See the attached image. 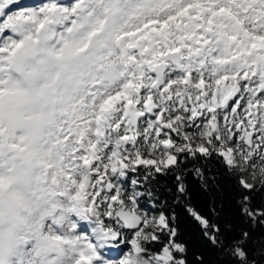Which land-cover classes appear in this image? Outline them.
Segmentation results:
<instances>
[{"label":"snow or ice","instance_id":"1","mask_svg":"<svg viewBox=\"0 0 264 264\" xmlns=\"http://www.w3.org/2000/svg\"><path fill=\"white\" fill-rule=\"evenodd\" d=\"M42 34L59 84L33 96L17 37ZM30 103L59 109L43 183L91 216L77 264L264 258V0H0V170Z\"/></svg>","mask_w":264,"mask_h":264},{"label":"clouds","instance_id":"2","mask_svg":"<svg viewBox=\"0 0 264 264\" xmlns=\"http://www.w3.org/2000/svg\"><path fill=\"white\" fill-rule=\"evenodd\" d=\"M40 39L36 45L18 36L27 51L20 56L12 80L33 96L45 84H59L57 62L49 57L43 34ZM58 114L51 103H30L16 116L12 134L24 138L27 151L0 170L5 181L0 186V264H19L21 252L29 254L25 264H77L80 251L87 250L77 229L80 223L90 224V214H79L83 205L62 186L42 181L41 145ZM4 124L8 126L7 121Z\"/></svg>","mask_w":264,"mask_h":264},{"label":"rangeland","instance_id":"3","mask_svg":"<svg viewBox=\"0 0 264 264\" xmlns=\"http://www.w3.org/2000/svg\"><path fill=\"white\" fill-rule=\"evenodd\" d=\"M27 1H33V0H24V2H26V3H27ZM37 1H38V7L37 8L35 6L32 7L34 10H39L44 5L51 4L53 2L56 3V4H59V2H58L59 0H37ZM67 1H68V3L65 6H63V7L71 8L72 5L75 3V0H67ZM17 39H18V37H17ZM126 186H129L127 182H126ZM49 223H51V222L49 221ZM77 234L80 235L81 233L80 232H77ZM26 255H29V254L28 253L21 252L19 264H25L24 257ZM102 255L104 256L105 259L108 258V253L106 251L103 252ZM111 264H118V262L117 261H112Z\"/></svg>","mask_w":264,"mask_h":264},{"label":"trees","instance_id":"4","mask_svg":"<svg viewBox=\"0 0 264 264\" xmlns=\"http://www.w3.org/2000/svg\"><path fill=\"white\" fill-rule=\"evenodd\" d=\"M185 227H187V225H185ZM255 259L257 260L258 264H264V258L256 256Z\"/></svg>","mask_w":264,"mask_h":264}]
</instances>
